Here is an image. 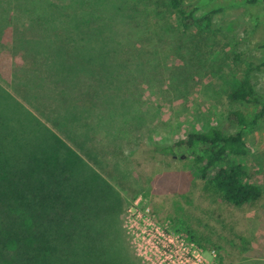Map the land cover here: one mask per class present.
<instances>
[{"label": "rangeland", "instance_id": "1", "mask_svg": "<svg viewBox=\"0 0 264 264\" xmlns=\"http://www.w3.org/2000/svg\"><path fill=\"white\" fill-rule=\"evenodd\" d=\"M251 1L183 0L198 18L217 11L213 25L222 29L214 33L196 26L183 30L166 0H0V110L8 117L2 129L11 130L17 144L48 131L62 155L70 152L85 166L74 175L87 176L84 196L95 198L101 212L92 221L102 229L95 242L105 250L90 264H156L148 253L147 223L167 226L209 261L264 264V119L244 132L247 154L233 159L261 190L257 201L240 207L205 196L183 149L174 157L151 152L210 128L234 133L239 128L228 121L229 113L253 112L229 100L247 76L244 58L264 63V0ZM92 28H102V35ZM80 32L92 34L94 53L101 39L107 41L104 52L111 50L113 62H87L96 78H82L69 66L68 82L50 70L46 86L34 93L41 105L28 104L14 84L38 83L46 78L44 59L56 65L55 58H66L44 52L46 47L34 55L30 43L56 49L65 41L71 52L85 46ZM35 60L43 73L35 74ZM249 79L264 95V67ZM49 81L57 82L52 94ZM86 87L108 100L88 107L81 100ZM30 145L25 141L24 155Z\"/></svg>", "mask_w": 264, "mask_h": 264}, {"label": "trees", "instance_id": "2", "mask_svg": "<svg viewBox=\"0 0 264 264\" xmlns=\"http://www.w3.org/2000/svg\"><path fill=\"white\" fill-rule=\"evenodd\" d=\"M257 1L252 0L251 3ZM166 7L185 31L196 26L214 33L221 32L222 28H215L212 21L217 11L198 18L194 16L196 9L184 5L183 0H166ZM101 29L92 28L102 35ZM87 33L77 34L81 37L83 35L79 39L85 46L75 47L71 52L65 41L55 44L56 49H51V45L41 46L39 41L30 43L34 45L31 47L34 55L39 54L40 47H46L44 52L53 50L57 54H64L66 58H55L56 65L44 59L46 63L41 68L44 71L47 69L46 78L43 77L38 83L33 79L26 85L21 81L14 84V88L22 93L28 104H39V97L34 93L40 94L41 89L46 86L47 79L51 78L48 74L50 70L56 71L57 76L66 75L64 82H68L67 79L72 78L66 70L69 66H75L77 74L82 78H96V73L90 71L87 62H113L111 50L104 52L109 43L101 39L102 45L94 53L92 34L90 32L89 37ZM234 58L236 61L241 60L238 55ZM75 61L80 65H73L76 64ZM243 62L247 68V76L236 83L229 94V100L251 106L253 112L244 114L235 110L229 113L228 121L239 128L236 132L224 134L219 129L210 128L204 132L189 133L172 145L151 150L153 154L174 157L177 149H183L190 158L194 174L202 182L205 196H216L235 207L253 203L261 197L260 188L246 180L243 166L233 161L234 158L247 154L244 132L251 131L264 119V95L256 91L249 79V74L260 71L264 63H257L252 57H245ZM40 63L41 61L35 60V74L44 72L38 70L37 65ZM77 74L73 76L76 77ZM49 82L47 85L52 94L57 82ZM65 90L73 89L67 87ZM91 91V88L86 87V96L81 99L89 103L88 107H95V101L108 100L98 92ZM51 100L54 102L56 96H51ZM6 118L8 117L0 110V264H90L95 253L100 256V260L103 259L105 250L95 242L102 229L94 228L92 223L93 219L100 217L101 212L95 207V198L86 199L84 196L87 176L81 178V175H77L75 178L74 175L77 171L82 172L79 167L85 166L70 152L62 155L59 152L61 144L48 131L34 139H26V143L32 145L24 155V139L19 138L22 144H17L12 136L15 139L17 137L11 130L8 133L2 129ZM42 144L50 147L47 153L45 146H40ZM29 150L31 153H27ZM75 162L78 163L76 167Z\"/></svg>", "mask_w": 264, "mask_h": 264}, {"label": "built area", "instance_id": "3", "mask_svg": "<svg viewBox=\"0 0 264 264\" xmlns=\"http://www.w3.org/2000/svg\"><path fill=\"white\" fill-rule=\"evenodd\" d=\"M147 225V241L150 244L148 253L156 264H218L214 260L205 259L201 249L192 242L184 241L167 226L155 223Z\"/></svg>", "mask_w": 264, "mask_h": 264}]
</instances>
